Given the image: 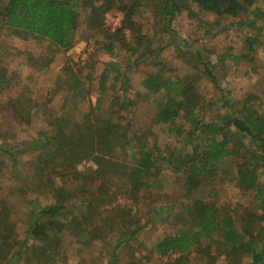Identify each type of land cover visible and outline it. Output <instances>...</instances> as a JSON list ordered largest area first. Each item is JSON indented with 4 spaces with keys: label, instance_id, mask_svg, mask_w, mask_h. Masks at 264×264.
I'll return each instance as SVG.
<instances>
[{
    "label": "trees",
    "instance_id": "trees-1",
    "mask_svg": "<svg viewBox=\"0 0 264 264\" xmlns=\"http://www.w3.org/2000/svg\"><path fill=\"white\" fill-rule=\"evenodd\" d=\"M256 2L0 0V25L21 36L48 40L62 50L72 47L80 25V12L84 11L86 30L95 38L92 55L102 52L111 57L102 61L95 97L78 117L73 110H78L75 106L85 102L89 91L82 88L78 76L58 78L52 97L64 89L65 99L73 107L68 110L64 106L59 115L37 107V111L48 115L46 127L28 142L0 145L4 160L12 162L15 185L9 188L20 196L40 191L50 193L53 198L50 204L27 211V227L24 238L19 241L11 220V201L1 197L0 254L6 256L9 264H18L19 256L28 251L36 258L41 257L40 263H53L61 255L64 234L72 236L82 247H89L93 242L106 239L113 230L118 237L108 253V261L119 264V250L128 244L139 227L130 228L133 222L129 208L120 211L123 219L117 227L112 218V224L104 221L99 208L115 197L108 185L125 183L132 196L151 192L159 185L163 169H168L181 182L183 196L181 202L164 201L156 215L179 205L181 223L175 231L157 240L154 251L159 255L176 254L172 264H188L193 252L209 256L210 242L216 241L217 250L227 262L239 264L247 258L249 264H264V178H260L264 174V114L255 108L260 105L256 101L264 97V90L245 91L239 98L232 97L230 91L218 86L210 55L185 45L181 37L177 40L193 53L195 62L191 67L196 72L167 75L164 66L143 75L140 89L131 88L127 72L143 59H150L156 66L159 64L148 31H144L145 9L156 10L157 29L171 34L175 18L183 10L194 14L192 6L217 17H239L254 34L244 38L246 51L232 58L236 63H253V45L264 47V11ZM110 11L122 14L120 25L114 30L105 22ZM122 51L125 52L124 64L114 58ZM201 78L213 86L209 97L198 89ZM6 81L5 74L0 73V88ZM107 81L115 83L116 87L110 88ZM214 88L219 89L218 94ZM150 96L156 109L153 121L165 126L178 144L161 147L156 138L153 142L148 140L154 137L153 132L133 127V106ZM13 110L19 122L26 123L32 107L14 102ZM22 153L32 156L27 174L17 170L16 155ZM82 161L91 162L92 167L78 171L77 164ZM227 164L233 168L229 181L251 196L248 205L239 210H231L218 202L214 179ZM67 178L74 184L81 180L82 184L67 187Z\"/></svg>",
    "mask_w": 264,
    "mask_h": 264
},
{
    "label": "rangeland",
    "instance_id": "rangeland-1",
    "mask_svg": "<svg viewBox=\"0 0 264 264\" xmlns=\"http://www.w3.org/2000/svg\"><path fill=\"white\" fill-rule=\"evenodd\" d=\"M256 5L264 11V2L257 0ZM192 8L194 14L190 15L187 10H183L175 18L172 34L171 32L163 33L157 29L156 10H143L144 31H148L151 48L154 54H157L159 64L154 65L150 59L135 62L136 65L127 71L130 75L131 88L140 89V80L143 75L163 69L164 66L167 75L184 76L197 71L191 67L195 62L193 53L177 40V37H181L185 39V45L199 48L205 55H210L212 71L218 86L224 88L226 92L230 91L232 97L239 98L245 91L256 93L264 90V47L253 45L251 55L255 61L251 64L236 63L232 58L246 51L244 38L246 35L254 34V31L247 24L240 22L239 17H217L202 12L195 6ZM121 18V12L110 11L105 16L107 27L114 30L120 25ZM79 19L80 25L74 35L73 45L67 50H62L45 39H35L30 35L21 36L0 25V73L5 74L7 80L0 88V145H18L22 141L28 142L36 137L39 130L46 127L48 115L37 111V107H44L56 115L61 113L64 106L68 110L73 107L70 101L65 99L67 95L64 89L52 97V89L58 78L65 79L68 75L71 78L78 76L82 88L89 91L85 102L75 106L78 110H73L77 117L94 99L95 84L102 68V61L109 60L111 57L102 52L95 53L96 56L92 55L95 48L93 46L96 45L95 38L91 37L90 32L86 30L84 11L80 12ZM210 23L215 25H209ZM178 49L184 50V53H180ZM123 53L125 52H119L114 56L122 64L125 62ZM253 66L255 69H252ZM107 86L116 87V84L107 81ZM198 87L205 97L213 93V86L203 78L200 79ZM214 91L217 93L219 89L214 88ZM14 102L22 107H32L26 123L19 122V118L15 116ZM153 102V96H150L140 99L133 106V127L153 132L154 137L148 140L153 142L156 138L161 147L172 146V143L178 144L171 138L165 126L153 121L156 112ZM256 102L260 105H256L255 108L264 114V97ZM16 159L17 170L27 174L32 161L31 154H17ZM90 167H92L91 162L82 161L77 164L78 171H85ZM11 170L12 162L4 160L0 148V200L1 197H6L11 201V220L15 224V236L20 241L24 238L27 227V211L35 206L48 205L53 202V198L50 193L43 194L39 193L40 191L23 192L25 195H18L14 189L9 188L15 185ZM232 170L233 168L227 164L217 174L214 182L218 188V202L231 210H239L241 206L248 205L251 196L242 193L229 181L232 178L230 175ZM260 178L263 179L264 174ZM158 179L159 185H156L151 192H142L137 196L130 195L125 183L121 186H111L107 183L111 191L115 192V197L111 202H105L104 207L99 208L104 221L112 224L114 220L117 227L123 219L120 211H126L129 208L130 221L133 222L129 225L130 228L139 227L138 232L128 241V244L123 245L119 250V264H172L176 256V254L159 255L154 251V244L165 233L179 228L181 223L179 213L182 207L177 205L168 211L161 212L158 217L156 213L164 201H182V184L168 169H163ZM67 180L69 182L67 187H78L82 184L81 180L76 184L71 179L67 178ZM148 220L151 221L148 222ZM117 237L118 233L113 230L103 241H96L89 247H82L83 245L72 236L64 234L61 255L53 263L51 261L40 263L41 257L36 258V255L28 251L19 256L18 264H109L108 253ZM204 243H207V240ZM210 243L212 250L209 256L193 252L188 264H236V261L225 260L224 255L217 250L216 241ZM26 256L30 257V260L26 259ZM0 264H9L2 253ZM239 264H249V261L243 258Z\"/></svg>",
    "mask_w": 264,
    "mask_h": 264
}]
</instances>
